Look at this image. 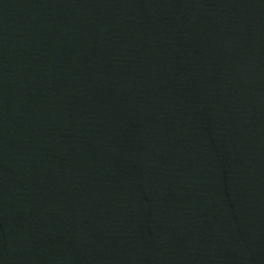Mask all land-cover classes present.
<instances>
[{
	"label": "water",
	"instance_id": "obj_1",
	"mask_svg": "<svg viewBox=\"0 0 264 264\" xmlns=\"http://www.w3.org/2000/svg\"><path fill=\"white\" fill-rule=\"evenodd\" d=\"M0 264H264V0H0Z\"/></svg>",
	"mask_w": 264,
	"mask_h": 264
}]
</instances>
